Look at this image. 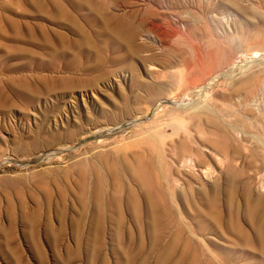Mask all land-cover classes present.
<instances>
[{
    "label": "rangeland",
    "instance_id": "obj_1",
    "mask_svg": "<svg viewBox=\"0 0 264 264\" xmlns=\"http://www.w3.org/2000/svg\"><path fill=\"white\" fill-rule=\"evenodd\" d=\"M260 62L256 0H0V264H264Z\"/></svg>",
    "mask_w": 264,
    "mask_h": 264
},
{
    "label": "bare ground",
    "instance_id": "obj_2",
    "mask_svg": "<svg viewBox=\"0 0 264 264\" xmlns=\"http://www.w3.org/2000/svg\"><path fill=\"white\" fill-rule=\"evenodd\" d=\"M226 1V0H225ZM256 2H264V0H256ZM216 5V4H215ZM216 7V6H215ZM200 9V8H199ZM200 20V19H199ZM202 22V21H201ZM259 61H261V60H259ZM263 62V61H262ZM256 63H258V61L256 62ZM261 63V62H260ZM259 63V64H260ZM252 64H254V62L253 61H251V63L250 64H246L245 63V65H242V66H239V68H241L243 71H245L246 72V70H248V69H251L253 66H252ZM261 64H264V63H261ZM255 66V65H254ZM236 68V66H234L233 67V71H234V69ZM233 75V73H230L229 71H225L224 73H220V74H218L217 76H215L210 82H209V85H207V87H210V86H212L215 82H217V80L220 78V77H222V76H228V77H230V76H232ZM205 86V85H204ZM204 91H205V89H201V90H199V93H200V96L201 95H203L204 94ZM257 93V92H256ZM250 98V97H249ZM247 101V100H246ZM256 101H258V100H255V99H252L251 101H248L247 103H246V106L248 107V109H252L253 107H255V108H257L259 111H260V113L262 112V110H263V108H261V106H260V104L258 103L257 104V102ZM182 105V104H181ZM188 104H183L182 106H187ZM194 105V104H193ZM193 105H191V106H193ZM246 107V108H247ZM247 109V110H248ZM255 110V109H254ZM258 111V112H259ZM264 111V110H263ZM209 112V111H208ZM251 112V111H250ZM263 121V120H262ZM258 122V121H257ZM256 122V123H257ZM255 123V124H256ZM259 124V123H258ZM257 125V124H256ZM260 125H263V124H260ZM259 126V125H258ZM244 129V128H243ZM257 129V128H256ZM242 130V129H241ZM257 132H253V130H248V129H244L243 130V132L245 133V134H247V137H248V140H249V138L251 139V137L252 138H254V139H256L262 146H264V125L263 126H261L260 127V131H258V130H256ZM243 133V134H244ZM253 140V139H252ZM255 140V141H256ZM255 141H253V142H255ZM257 143V142H256ZM227 147V144L226 143H223L222 142V144L219 146V148H220V150H219V152L220 153H222V155H223V157H225V158H227L228 157V153L226 152V148ZM217 153V152H216ZM183 162V161H182Z\"/></svg>",
    "mask_w": 264,
    "mask_h": 264
}]
</instances>
